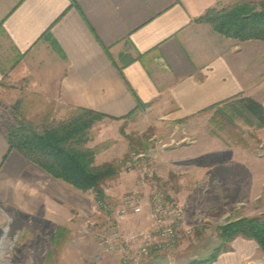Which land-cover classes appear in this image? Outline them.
<instances>
[{
    "label": "crops",
    "instance_id": "0c3cea01",
    "mask_svg": "<svg viewBox=\"0 0 264 264\" xmlns=\"http://www.w3.org/2000/svg\"><path fill=\"white\" fill-rule=\"evenodd\" d=\"M231 1L0 0V32L14 52L0 63V87L21 81L56 107H83L119 118L112 121H127L123 117L136 108L137 98L150 104L145 111L158 107L163 120L203 116L205 124L212 111L203 109L240 94L264 105V40L226 37L195 21ZM122 61L127 62L121 71ZM190 144L183 157L168 155L173 171L199 168L194 159L207 150ZM111 149L97 155V164L117 158L109 153L100 160ZM95 202L92 191H79L11 149L0 126V204L66 226L75 215H94ZM141 216L142 226H148L147 216ZM136 217L124 221L126 232L135 227ZM230 247L213 264H254L261 250L243 237ZM149 259L185 264L181 246Z\"/></svg>",
    "mask_w": 264,
    "mask_h": 264
},
{
    "label": "rangeland",
    "instance_id": "374dc122",
    "mask_svg": "<svg viewBox=\"0 0 264 264\" xmlns=\"http://www.w3.org/2000/svg\"><path fill=\"white\" fill-rule=\"evenodd\" d=\"M13 55L9 42L0 32V63ZM10 83L15 85L0 87V126L6 131L15 123L12 107L18 100L28 103L29 116L49 110L51 105L21 81ZM66 111L54 105V120L65 118ZM160 111L157 107L139 112L127 121H99L91 129L88 145H102L100 152L112 148L100 160H107L109 153L110 158L118 155L112 162L121 165V172L103 184L108 190L107 197L108 193L112 197L107 200L113 210L130 190L140 186V177L146 171L152 173L144 188L149 197L166 192L183 207L192 233L182 237L179 247L188 264L209 256L220 245V226L242 217H264V128L239 123L232 135L219 138L210 134L209 121L205 124L203 116L166 121L160 118ZM189 143L207 150L194 159L199 168L173 171L168 167L171 161L168 155L176 153L183 157L184 146ZM97 155L95 165H101L97 164ZM129 165H132L130 170ZM95 206L94 215H75L64 226L46 217H26L0 204V244H4L0 264H117L115 254L106 251L97 239L96 232L106 222L98 202ZM137 217L135 227L129 231L144 227L143 216ZM60 227L66 231L58 237ZM158 262L147 259L143 264ZM254 264H264V251H257Z\"/></svg>",
    "mask_w": 264,
    "mask_h": 264
},
{
    "label": "trees",
    "instance_id": "16d2710c",
    "mask_svg": "<svg viewBox=\"0 0 264 264\" xmlns=\"http://www.w3.org/2000/svg\"><path fill=\"white\" fill-rule=\"evenodd\" d=\"M195 21L209 23L226 37L241 41L264 40V0H236L220 9L212 7ZM125 62L119 66L121 71ZM54 105L51 104L49 110L29 116L28 103L24 99L18 100L12 107L15 123L6 131L10 148L19 151L52 177L84 192L92 191L97 202L108 199L103 184L119 175L121 165L112 161L95 165L96 155L103 146L90 147L88 143L91 129L97 122L119 118L70 106L65 118L56 121ZM149 105L137 98L136 108L123 118L143 112ZM207 111H212L209 132L219 138L231 134L239 123L248 127H264V105L252 97L240 94L202 110ZM131 151L134 152L132 147ZM164 194L167 200L174 201L166 192ZM65 231L60 227L57 236ZM238 237L254 240L264 251V217H242L220 226V245L209 256L194 259L188 264H213L221 253L230 250L228 245Z\"/></svg>",
    "mask_w": 264,
    "mask_h": 264
},
{
    "label": "built area",
    "instance_id": "2783aa9c",
    "mask_svg": "<svg viewBox=\"0 0 264 264\" xmlns=\"http://www.w3.org/2000/svg\"><path fill=\"white\" fill-rule=\"evenodd\" d=\"M151 176L149 171L141 175L140 186L130 191L115 210L107 199L98 202L106 223L96 232L97 239L106 251L119 256L120 264H143L154 253L175 252L182 237L192 233L181 205L161 193L151 197L145 193L146 179ZM141 215L147 216L148 226L126 232L123 222Z\"/></svg>",
    "mask_w": 264,
    "mask_h": 264
},
{
    "label": "bare ground",
    "instance_id": "6f19581e",
    "mask_svg": "<svg viewBox=\"0 0 264 264\" xmlns=\"http://www.w3.org/2000/svg\"><path fill=\"white\" fill-rule=\"evenodd\" d=\"M3 245L4 244H0V256L1 257L3 256V253H4V251H3Z\"/></svg>",
    "mask_w": 264,
    "mask_h": 264
}]
</instances>
